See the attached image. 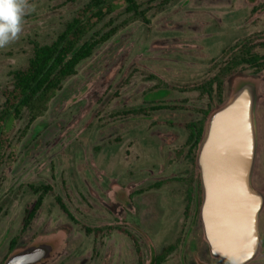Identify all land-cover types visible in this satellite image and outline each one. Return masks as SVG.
I'll return each mask as SVG.
<instances>
[{
	"label": "rangeland",
	"instance_id": "374dc122",
	"mask_svg": "<svg viewBox=\"0 0 264 264\" xmlns=\"http://www.w3.org/2000/svg\"><path fill=\"white\" fill-rule=\"evenodd\" d=\"M89 1L29 0L35 9L23 17L20 38L0 48V107L11 73L26 69L35 45L51 44ZM139 4L148 23L124 10L108 17L97 31L112 22L118 32L78 66L41 116L31 122L24 110L9 130L0 167V264L40 244L54 249L41 264H158L168 251L160 264H222L205 238L187 125L205 110L211 117L246 82L257 92L252 182L264 196V71L242 67L226 77L221 105L216 91L200 89L236 44L248 41L264 55V0ZM42 185L53 190L25 227L38 199L31 186ZM259 234L250 264H264V207Z\"/></svg>",
	"mask_w": 264,
	"mask_h": 264
},
{
	"label": "water",
	"instance_id": "95a60500",
	"mask_svg": "<svg viewBox=\"0 0 264 264\" xmlns=\"http://www.w3.org/2000/svg\"><path fill=\"white\" fill-rule=\"evenodd\" d=\"M256 108L255 86L247 84L210 117L197 152L205 238L211 254L229 264H250L260 250L264 196L252 182L258 146ZM53 250L51 244L32 246L5 264H41Z\"/></svg>",
	"mask_w": 264,
	"mask_h": 264
},
{
	"label": "trees",
	"instance_id": "16d2710c",
	"mask_svg": "<svg viewBox=\"0 0 264 264\" xmlns=\"http://www.w3.org/2000/svg\"><path fill=\"white\" fill-rule=\"evenodd\" d=\"M121 10L130 14L133 21L149 22L146 12L141 9L139 0H90L77 11L73 19L65 25L63 31L51 44L35 45L34 56L26 69L15 70L11 73L12 82L10 88L4 92L5 100L0 107V167L4 162L8 147L6 136L14 121L21 116L24 110L29 111L31 122L45 112L48 101L61 90L66 80L77 74L78 66L90 58L99 45L108 42L118 32L119 27L113 26L112 22L107 24V27L110 28L107 32L97 31V28L108 17ZM261 45L264 46V44ZM256 47L248 41H243L231 48V56L224 62L220 72L208 84L200 88L202 92L212 96L216 91L221 105L224 103L223 93L226 77L242 67L253 70L255 75L264 71V55L256 53L254 51ZM247 84L251 83H243L238 90ZM210 115L211 112L205 110L200 121L187 125L189 131L188 155L194 165ZM31 188L38 195V199L34 207L27 211L25 227L32 222L43 206L46 195L53 190L51 186L46 185L31 186ZM196 189L198 200H201L200 178L196 182L195 191ZM57 200L62 209L71 215L61 199L57 198ZM15 245L16 241L12 242L11 249ZM170 252L159 256L158 264L162 263ZM221 261L222 264H229L226 260Z\"/></svg>",
	"mask_w": 264,
	"mask_h": 264
},
{
	"label": "clouds",
	"instance_id": "9594fccd",
	"mask_svg": "<svg viewBox=\"0 0 264 264\" xmlns=\"http://www.w3.org/2000/svg\"><path fill=\"white\" fill-rule=\"evenodd\" d=\"M35 6L29 0H0V48H5L20 38L23 17Z\"/></svg>",
	"mask_w": 264,
	"mask_h": 264
},
{
	"label": "flooded vegetation",
	"instance_id": "af4514ba",
	"mask_svg": "<svg viewBox=\"0 0 264 264\" xmlns=\"http://www.w3.org/2000/svg\"><path fill=\"white\" fill-rule=\"evenodd\" d=\"M58 201V200H57ZM62 201V200H61ZM59 202V201H58ZM62 203H63V201H62ZM65 205V204H64ZM66 207V206H65ZM67 208V207H66ZM68 210V209H67ZM69 212V211H68Z\"/></svg>",
	"mask_w": 264,
	"mask_h": 264
}]
</instances>
